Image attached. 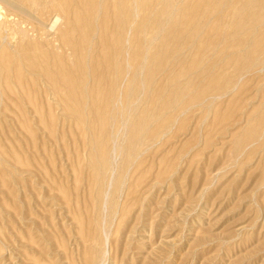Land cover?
I'll list each match as a JSON object with an SVG mask.
<instances>
[{
  "label": "rangeland",
  "instance_id": "rangeland-1",
  "mask_svg": "<svg viewBox=\"0 0 264 264\" xmlns=\"http://www.w3.org/2000/svg\"><path fill=\"white\" fill-rule=\"evenodd\" d=\"M52 1L0 0V264H264V0H70L77 54Z\"/></svg>",
  "mask_w": 264,
  "mask_h": 264
},
{
  "label": "bare ground",
  "instance_id": "bare-ground-1",
  "mask_svg": "<svg viewBox=\"0 0 264 264\" xmlns=\"http://www.w3.org/2000/svg\"><path fill=\"white\" fill-rule=\"evenodd\" d=\"M112 2H114V4H118V6L117 5H115V10H114V17H116V16H118L120 19L122 18L121 16V11H120V8H122V7H125V8H127V6H128V8L127 9H129L130 10V3H129V1H128V3H127V0H123L124 1V3H122V4H120V2L119 1H121V0H111ZM132 1V0H131ZM29 2L32 4L33 3V5L36 3V0H29ZM53 2V3H52ZM51 3H52V7H55V8H58L62 13H64L65 14V16H66V21H67V25H66V28H64V30H62L61 31V33H60V35H59V41H60V46L59 47H56L55 48V51L56 50H59V49H62L63 48V50L64 49H66V50H70V52H72V53H76L77 54V50L78 49H80L82 46H83V44L84 43H86V40H87V38L90 36V32L92 33H94V31L95 30H97V29H99L100 27L101 28H105V26H106V19H104V20H101L102 22H100V25H93V27H92V23L90 22V19H88V18H86V16H81L80 14H75V22H74V26L72 25V21H71V14H72V12H69V9H68V7H69V4H70V0H53ZM134 2V1H133ZM103 3H106L105 1L103 2ZM37 4V3H36ZM135 4V3H134ZM88 5V4H87ZM106 5V4H105ZM104 5V6H105ZM37 6H38V4H37ZM97 6V5H96ZM113 7H114V5H113ZM134 9V8H133ZM126 10V9H125ZM129 10H128V12H129ZM131 10H132V8H131ZM93 11V10H92ZM133 11V10H132ZM131 12V11H130ZM95 13V12H94ZM121 15V16H120ZM132 16H130L129 17V19L131 18ZM131 20V19H130ZM129 20V21H130ZM57 21H58V18L56 17L52 22H51V24H50V26H49V28H53L55 25H56V23H57ZM132 22V21H131ZM130 22V23H131ZM129 23V24H130ZM111 25V24H110ZM75 27V28H74ZM128 28H130V26L128 27ZM119 29V28H118ZM73 30H77L78 31V33H79V35H80V38L79 39H77V41H75V39L73 38ZM130 30H131V28H130ZM130 30H129V32H130ZM32 31V30H31ZM2 32V31H1ZM13 33V32H12ZM17 33V32H16ZM92 33V34H93ZM117 33H119V31L117 32ZM128 33V32H127ZM19 34H20V32H19ZM14 35V34H13ZM99 35H101V34H99ZM116 35V34H115ZM75 37V36H74ZM103 37V38H102ZM55 38V37H54ZM53 38V39H54ZM104 39V36H100V39ZM0 39H1V37H0ZM11 39V38H10ZM118 38H116L115 39V44L116 43H119V40H117ZM12 40V39H11ZM129 42V38H128V40H126V42ZM8 42H9V40H8ZM113 42V41H112ZM3 44V43H2ZM9 45V44H8ZM7 46V45H6ZM61 51V50H60ZM64 52V51H63ZM67 53H68V51H66ZM130 52V51H129ZM129 52H127V53H129ZM67 53H66V56H67ZM117 53V52H116ZM69 54V53H68ZM64 55V54H63ZM70 55V54H69ZM67 58H68V56H67ZM68 60V59H67ZM72 60V59H71ZM62 61V60H61ZM129 61H130V55H129V59H128V64H129ZM72 62V61H71ZM20 63V62H19ZM71 64V63H70ZM20 65H21V63H20ZM19 65V66H20ZM34 68H36V66H33ZM33 68V69H34ZM22 69V68H21ZM38 70H40L39 68H38ZM116 70V69H115ZM114 70V71H115ZM12 71V70H11ZM18 71V70H17ZM21 71V70H20ZM69 71V70H68ZM19 72V71H18ZM62 72V71H61ZM116 72V71H115ZM13 73V72H12ZM75 73H77V71H74L73 70V72H66V73H64V75H62V82H64V83H66V84H68V87H67V93H68V95H72L73 93L75 94V92H76V89H77V91L79 90V87H78V85H76V87H78V88H76L74 85H71L72 84V82L74 81V78H73V75L75 74ZM61 74L62 73H60V75L59 76H61ZM115 74L113 73V76H114ZM128 75V74H127ZM131 77V76H130ZM58 79V78H57ZM104 79V78H103ZM124 79V78H123ZM128 80H130L129 78H127ZM60 80V79H59ZM96 80V79H95ZM128 83L130 84V81H128ZM131 83H132V80H131ZM4 84V83H3ZM63 84V83H62ZM126 85V84H125ZM128 85V84H127ZM127 87V86H126ZM61 88V87H60ZM130 88V87H129ZM128 89V88H127ZM125 90V89H124ZM65 91H66V89H65ZM75 91V92H74ZM57 92H58V90H57ZM103 144V143H102ZM102 148V147H101ZM90 243H91V241H90ZM86 259V258H85ZM85 262V261H84ZM86 263V262H85ZM84 264V263H83Z\"/></svg>",
  "mask_w": 264,
  "mask_h": 264
}]
</instances>
